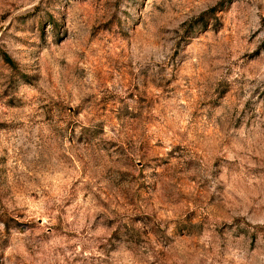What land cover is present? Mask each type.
<instances>
[{
	"label": "rangeland",
	"instance_id": "obj_1",
	"mask_svg": "<svg viewBox=\"0 0 264 264\" xmlns=\"http://www.w3.org/2000/svg\"><path fill=\"white\" fill-rule=\"evenodd\" d=\"M0 264H264V0H0Z\"/></svg>",
	"mask_w": 264,
	"mask_h": 264
},
{
	"label": "trees",
	"instance_id": "obj_2",
	"mask_svg": "<svg viewBox=\"0 0 264 264\" xmlns=\"http://www.w3.org/2000/svg\"><path fill=\"white\" fill-rule=\"evenodd\" d=\"M4 57H5V60H7V62H9V63H12V60H11V58H9L8 56H6V55H4Z\"/></svg>",
	"mask_w": 264,
	"mask_h": 264
}]
</instances>
